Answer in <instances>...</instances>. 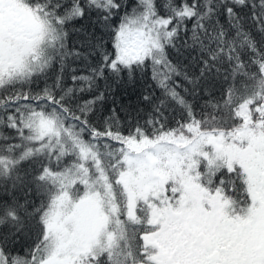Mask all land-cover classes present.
Returning a JSON list of instances; mask_svg holds the SVG:
<instances>
[{
	"label": "snow or ice",
	"instance_id": "1",
	"mask_svg": "<svg viewBox=\"0 0 264 264\" xmlns=\"http://www.w3.org/2000/svg\"><path fill=\"white\" fill-rule=\"evenodd\" d=\"M0 264H264V0H0Z\"/></svg>",
	"mask_w": 264,
	"mask_h": 264
}]
</instances>
